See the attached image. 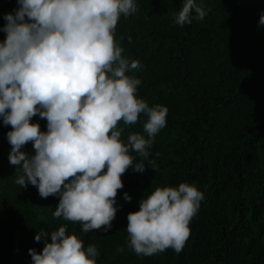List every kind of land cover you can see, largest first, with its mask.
<instances>
[{"label": "trees", "instance_id": "trees-1", "mask_svg": "<svg viewBox=\"0 0 264 264\" xmlns=\"http://www.w3.org/2000/svg\"><path fill=\"white\" fill-rule=\"evenodd\" d=\"M196 2L207 11L202 21L173 22L184 0H135L138 12L117 24L124 55L143 66L132 73L141 80L138 97L166 106L168 115L143 160L145 171L129 168L121 177L119 207L108 232L83 233L78 223L55 219L58 197L43 199L36 187L15 183L6 137L11 127L0 121V264H31L28 249L43 247L36 233L61 224L85 247H97V264H264V25L258 26L264 0ZM17 7L16 0H0V27L3 14ZM4 37L0 32V41ZM144 120L141 115L127 127L121 122L122 139L141 132ZM32 122L46 131V120L37 116ZM22 150L31 153V143ZM181 182L205 197L183 251L137 256L125 244L127 214L155 187Z\"/></svg>", "mask_w": 264, "mask_h": 264}, {"label": "clouds", "instance_id": "clouds-1", "mask_svg": "<svg viewBox=\"0 0 264 264\" xmlns=\"http://www.w3.org/2000/svg\"><path fill=\"white\" fill-rule=\"evenodd\" d=\"M4 13L0 32V121L10 126L9 163L15 183L36 187L41 198L58 197L55 219L78 223L83 233L108 232L116 217L121 177L131 168L143 173L154 138L165 128L168 108L149 105L137 95L143 67L124 55L116 39L117 24L138 12L135 0H16ZM193 13H195L193 15ZM207 11L196 0H184L175 14L179 26L202 21ZM264 25V12L258 26ZM123 36L120 37L122 41ZM128 43L132 37H127ZM141 132L120 127L136 125ZM46 120V131L33 117ZM31 143L32 152L22 149ZM142 160L137 162L131 153ZM158 155V154H157ZM154 164V161H149ZM204 193L195 185L155 187L127 214L126 247L151 257L168 249L180 254L190 237ZM123 199L131 202L124 193ZM40 251L29 248L31 264H97L94 244L85 247L61 224L43 229ZM118 253L124 252L117 247Z\"/></svg>", "mask_w": 264, "mask_h": 264}]
</instances>
